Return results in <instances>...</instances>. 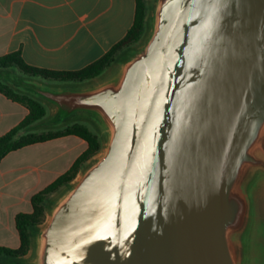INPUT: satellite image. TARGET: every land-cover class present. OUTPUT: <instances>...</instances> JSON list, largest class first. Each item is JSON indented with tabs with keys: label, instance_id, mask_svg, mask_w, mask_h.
<instances>
[{
	"label": "water",
	"instance_id": "1",
	"mask_svg": "<svg viewBox=\"0 0 264 264\" xmlns=\"http://www.w3.org/2000/svg\"><path fill=\"white\" fill-rule=\"evenodd\" d=\"M110 68L77 88L0 70L104 149L48 203L35 259L5 264H264V0H155Z\"/></svg>",
	"mask_w": 264,
	"mask_h": 264
},
{
	"label": "crops",
	"instance_id": "2",
	"mask_svg": "<svg viewBox=\"0 0 264 264\" xmlns=\"http://www.w3.org/2000/svg\"><path fill=\"white\" fill-rule=\"evenodd\" d=\"M137 0H0V57L20 52L31 67L82 70L106 55L133 27ZM28 109L0 93V137ZM63 136L9 153L0 162V245L21 246L16 217L33 212L32 198L65 174L87 150Z\"/></svg>",
	"mask_w": 264,
	"mask_h": 264
},
{
	"label": "trees",
	"instance_id": "3",
	"mask_svg": "<svg viewBox=\"0 0 264 264\" xmlns=\"http://www.w3.org/2000/svg\"><path fill=\"white\" fill-rule=\"evenodd\" d=\"M148 16L146 0H137L136 19L126 37L113 47L101 59L88 67L74 72H56L31 67L25 63L21 53H11L0 57V70H14L25 76L39 78L45 81L68 83L86 82L102 75L116 60L117 56L136 44L144 35ZM0 93L10 100L24 105L29 113L26 118L11 131L0 137V162L11 152L24 147L43 143L63 136L74 135L88 144L87 150L77 159L73 166L56 181L32 198L33 212L21 213L16 217V227L20 234L21 246L12 249L0 245V264L26 256L32 245V233L46 220L47 205L53 194L70 184L78 175L82 167L102 150L100 135L85 123H74L61 130L43 133L27 131L31 126L44 119L47 115L46 106L39 100L16 91L10 85L0 80Z\"/></svg>",
	"mask_w": 264,
	"mask_h": 264
},
{
	"label": "rangeland",
	"instance_id": "4",
	"mask_svg": "<svg viewBox=\"0 0 264 264\" xmlns=\"http://www.w3.org/2000/svg\"><path fill=\"white\" fill-rule=\"evenodd\" d=\"M154 1H155V0H146L147 7H148V14H151V9H152V6H153V4H154ZM150 8H151V9H150ZM143 41H144V35H143V37H142V38H141L136 44H134V45L131 46L130 48H127L125 51H122V52L117 56L115 62L112 64V67H113V66H117V64H119L120 61L122 60V57H123V56H125V55H129V54H131L134 50H136L137 48H139V47L142 45ZM110 67H111V66H110ZM110 67H109V68H110ZM109 68H108V69H109ZM108 69H107V70H108ZM107 70H106V71H107ZM110 70H111V68H110ZM10 71H12V72H11L12 75L17 76V77L33 78V77L25 76V75H23L22 73L17 72V71H14V70H10ZM106 71H105V72H106ZM108 74H109V73H108ZM35 79H36V80H40V81H42L43 83L47 84V85H48L47 87H49V88H55L56 86H59V85H60V86H66V85L69 86V85H70V87H73V88H77V87H80V86H81V84L76 83V82L59 83V82L45 81V80H42V79H39V78H35ZM0 80H2V81H4L5 83H7V82H6L4 79H2V78H0ZM50 86H52V87H50ZM44 105H45L46 108H47V115H46V117H45L44 119H42L41 121L37 122L36 124H34L33 126H31L27 131H29V132H38V133H43V132H47V131H56V130H61V129H63V128H65V127L71 125V124H74V123H85V124L89 125L93 130L96 131V129H97L96 125H95L93 122H91V121H87V120H75V121L69 122V123L66 124L65 126L54 127V128H47V127H49V125H51V120H52V118H53V116H54L55 108L52 107V106L49 107L47 104H44ZM44 120H45V121H44ZM43 121H44V123H43ZM41 125H43V127H42ZM103 141H104V143H103V145H104L105 142H106V140L103 139ZM103 153H104V149H103L100 153H98L97 155H95L93 158H91L89 161H93V160L99 158ZM86 164H88V162H86ZM86 164H85L83 167H85ZM83 167H82V168H83ZM62 191H64V187L61 188V189H60L58 192H56L55 194H53V195L51 196L49 202H52V203H53V202H56V201L60 198V196L62 195V193H63ZM259 197H260V198H259V206H258V209L260 208L259 211L261 212V214H262L261 216H262V218H263V219H261V220L264 221V191H261V192L259 193ZM25 259H26L27 261H33V260L35 259L34 248L30 250V252L27 254V256L25 257Z\"/></svg>",
	"mask_w": 264,
	"mask_h": 264
}]
</instances>
